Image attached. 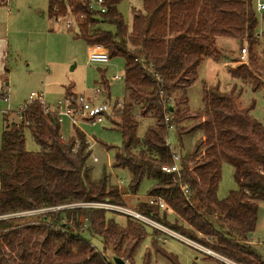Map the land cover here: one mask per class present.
<instances>
[{"label": "trees", "instance_id": "trees-1", "mask_svg": "<svg viewBox=\"0 0 264 264\" xmlns=\"http://www.w3.org/2000/svg\"><path fill=\"white\" fill-rule=\"evenodd\" d=\"M103 1L105 12L91 10V0H49V15L58 18L70 10L77 19L78 35L88 46L102 45L110 59H125L129 101L119 127L123 146L115 148L112 167L131 173L133 193L145 178L152 179L155 185L149 194L164 198L178 217L170 223L168 210L161 216V209L148 202L140 203L137 211L238 264H264L250 240L264 202V124L238 107L233 92L212 87L207 128L215 132L204 136L192 154L179 152L181 176L162 171V166L173 164L176 150L168 143L171 130L165 116H170L180 135L186 132L179 126L178 104L183 100L175 103L177 92L196 81L205 58H220L218 36L258 39V13L252 1L144 0L143 9H133L131 28L119 9L125 0ZM231 71L239 78L250 73L243 65ZM102 84L109 90L107 82ZM138 115L156 120L143 140L137 134ZM4 120L0 214L87 202L126 205L124 192L111 183V176L93 178L86 135L74 126L75 135L66 140L55 112H46L35 102L21 112L19 121L10 123L8 115ZM27 129L40 151L26 150ZM223 159L240 161L241 168L235 174L238 189L219 199ZM107 213L102 208H65L19 219L34 225L15 229L13 220L0 221V264H115L113 257L109 260L100 254L86 234L101 237L105 249L119 252L115 257L131 258L146 237L145 226L130 217L119 224L109 220ZM153 246L172 264H180L176 255L159 248L158 238ZM149 257L147 252L145 263Z\"/></svg>", "mask_w": 264, "mask_h": 264}, {"label": "rangeland", "instance_id": "rangeland-1", "mask_svg": "<svg viewBox=\"0 0 264 264\" xmlns=\"http://www.w3.org/2000/svg\"><path fill=\"white\" fill-rule=\"evenodd\" d=\"M8 4L9 8L6 1L0 2V47L4 43L8 46L4 64L0 63V89H3L2 92L0 91V140L6 127L5 116L8 115L10 123L19 121L21 109L33 92L42 94L45 102L53 107L66 95L75 98L79 94H91L101 86L104 89L100 94L102 102L113 106L118 101L123 103V107L114 108L113 115L102 124L80 120L76 128L86 135L88 150L92 151L88 163L93 168V178L100 179L104 173L111 176V183L117 184L122 193L124 192L125 207L137 211L140 203L149 200V193L155 183L152 179L145 178L137 193H133L130 191L131 173L127 169L112 167L115 148L122 147L124 142L122 131L119 128L121 110L129 101V92L125 86V59L117 56L111 58L107 64H90L88 45L78 35V25H73L71 29L67 27L66 22L74 17L73 14L68 10L63 15L59 14L58 18L51 17L49 0H10ZM134 7L138 10L143 9V0H125L120 5V10L130 28ZM258 20L259 27L255 35L258 39L254 41L249 42L247 39L229 36L216 38V48L222 54L218 59L208 57L203 63L197 82L189 90L190 101H187L188 96L185 89L177 92L175 103L178 104L181 99L183 100L178 104L182 120L179 126L184 127L186 132L180 135L177 128L171 129L170 138L172 146L178 153L183 154L182 156L192 154L197 143L201 139L204 140V136H207L209 132H213L207 128L209 119L207 109L212 87H219L221 91L228 94L233 92L237 98L238 107L249 110L252 117L264 124V12L258 13ZM106 28L114 29L111 26ZM243 47L248 49L245 57H242L241 53ZM241 65L247 66L250 72L244 78L234 76L231 71ZM116 75L122 78L115 79ZM102 80L109 84V90L105 89L106 86L102 84ZM1 93H4L3 97ZM135 112H140V109ZM136 119L139 122L137 134L139 139L143 140L148 128L154 125L156 120L152 116H136ZM61 127L66 140L76 133L73 121L68 117H64ZM25 135L26 150L40 151L41 146L28 129ZM134 151L139 152L138 149ZM95 157L98 161L94 160ZM221 168L222 178L219 182L217 196L219 199H224L239 187L235 174L240 172V161L223 159ZM120 180L123 183H120ZM99 203L120 205L109 201ZM107 211L109 220L122 225L126 224L129 218L117 210L108 209ZM163 211V209L160 211L161 216L164 214ZM176 216L174 211L171 214L169 210L167 220L174 223L178 217ZM13 221L17 225L23 223L34 225L33 222L24 220L20 222L19 219ZM178 222L184 223L181 219ZM141 224L146 228V237L129 258L131 264H172L153 246V239L160 236L159 248L176 255L180 264H220L221 260L216 256L209 255L180 237L167 232L166 228H170L164 223ZM85 236L105 258L111 260L112 257L115 258L118 255L119 252H115L111 247L104 248L101 237L89 234ZM251 236L252 245H255L264 257V202L260 204L257 226ZM200 237H202L201 234ZM147 252L150 257L145 263L144 258Z\"/></svg>", "mask_w": 264, "mask_h": 264}, {"label": "built area", "instance_id": "built-area-1", "mask_svg": "<svg viewBox=\"0 0 264 264\" xmlns=\"http://www.w3.org/2000/svg\"><path fill=\"white\" fill-rule=\"evenodd\" d=\"M9 1L6 0V5H8L9 8ZM255 10L257 13H263L264 12V0H251ZM104 1L103 0H91V3L89 5V8L91 10H97L100 12H105L106 8L103 6ZM55 10H58L57 8ZM71 13V11L69 10ZM72 14V13H71ZM83 18V15L81 16ZM60 20V18L58 19ZM67 27L69 29L72 28L73 25L77 24V19L74 16L73 18H69L66 22ZM242 57L247 56L248 49L246 47H243L241 50ZM88 60L90 64L93 63H109L110 62V56L109 52L106 47L102 45H90L88 46ZM121 79V76L116 75L115 79ZM106 89V88H105ZM104 91V89L100 86L98 87L93 93L91 94H79L75 98L74 96H68L66 95L63 99L59 100L57 105L55 106H50L48 105L42 94H37L33 92L29 100L24 104L23 108L21 109V112L27 108L30 104H33L35 102H39L40 105L46 110V112H55L58 116L59 122H62L64 117H68L73 121V124L75 127H77L78 123L80 120H87L91 121L93 124H102L105 122L107 118L113 115L114 113V108L123 107L122 102H116L113 106L109 105L107 102H102L100 100V94ZM123 110H121L122 112ZM139 117V115L137 116ZM171 118L169 115L165 116V121L167 124V127L171 130L174 129V125L171 123ZM168 143H171V138L168 139ZM78 145V143H77ZM95 161H98V159L95 157ZM181 161H182V156L180 153H178L176 150H173V164L172 165H164L162 166V171L165 173H177L179 176H181ZM120 183H123L122 180H120ZM2 187V182L0 180V189ZM183 192L184 194L188 193L187 187H183ZM148 203L150 205H154L159 207L160 209L163 210H170L172 209L169 207L168 203L164 198L161 196L157 195H150ZM73 207H91V208H102L105 210L111 209V210H117L118 212H122L123 214L127 215L128 217L132 218L133 220L141 223H148V224H153L157 225V222H154L150 217L142 214L139 211L133 210L129 207H125L122 205H107L105 203H99V202H87V203H77V204H72V205H63V206H58V207H51V208H42V209H34V210H22V211H14V212H7V213H2L0 214V221H11L15 219H23L31 215H38V214H43L45 212L49 211H58L61 209L65 208H73ZM28 223H23V224H18L14 226L15 228H21ZM159 225V224H158ZM167 232L180 237L184 241L196 246L198 249L202 250L203 252L216 256L219 258L221 261L225 262L226 264H238L226 257L221 256L220 254H217L211 249L202 247L200 244L197 242H194L171 229H167ZM165 231V229H164ZM122 264H131L129 258H121ZM116 264V263H115Z\"/></svg>", "mask_w": 264, "mask_h": 264}, {"label": "crops", "instance_id": "crops-1", "mask_svg": "<svg viewBox=\"0 0 264 264\" xmlns=\"http://www.w3.org/2000/svg\"><path fill=\"white\" fill-rule=\"evenodd\" d=\"M143 2H144V0H143ZM121 5V4H120ZM120 5H119V9H120ZM137 7H134V8H132V12H133V9H136ZM138 10V9H137ZM121 11V10H120ZM122 12V11H121ZM133 14V13H132ZM130 27V26H129ZM6 44L4 43L1 47H0V63L1 64H4V58L7 56V51H8V46H5ZM207 60V58H205L203 61H202V63L200 64V67H199V70L201 69V67H202V65H203V63L205 62ZM199 70H198V74H197V79H196V81L195 82H197V80H198V78H199ZM0 75H1V72H0ZM195 82L194 83H192L189 87H187L185 90H186V92H187V96H188V99H187V101H190V99H189V90L194 86V84H195ZM0 91L2 92L3 91V89H0ZM189 105H190V102H189ZM149 196H150V194H149ZM148 202V201H147ZM162 210V209H161ZM173 213V210L171 211V214ZM175 213V212H174ZM175 215H176V213H175ZM177 217V216H176ZM158 239L159 240H161V236L160 237H158ZM250 239H252V236L250 237Z\"/></svg>", "mask_w": 264, "mask_h": 264}, {"label": "water", "instance_id": "water-1", "mask_svg": "<svg viewBox=\"0 0 264 264\" xmlns=\"http://www.w3.org/2000/svg\"><path fill=\"white\" fill-rule=\"evenodd\" d=\"M114 259H115L116 264H122L121 258L115 257Z\"/></svg>", "mask_w": 264, "mask_h": 264}]
</instances>
